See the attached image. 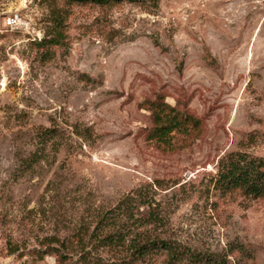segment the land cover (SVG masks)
I'll list each match as a JSON object with an SVG mask.
<instances>
[{"label":"rangeland","instance_id":"1","mask_svg":"<svg viewBox=\"0 0 264 264\" xmlns=\"http://www.w3.org/2000/svg\"><path fill=\"white\" fill-rule=\"evenodd\" d=\"M14 13L19 27L0 28V264H58L48 242L63 264H192L91 239L125 197L130 239L151 212L154 236L264 264V197L216 184L237 155L264 160V0H0Z\"/></svg>","mask_w":264,"mask_h":264},{"label":"trees","instance_id":"2","mask_svg":"<svg viewBox=\"0 0 264 264\" xmlns=\"http://www.w3.org/2000/svg\"><path fill=\"white\" fill-rule=\"evenodd\" d=\"M68 3L86 4L93 3L97 5H107L111 2L136 0H66ZM47 37V36H46ZM45 37V38H46ZM62 36L59 32L50 36L49 39H44V43L52 46H58L61 43ZM216 184L220 189L232 190L240 189L245 194L254 197H264V160L247 159L245 156L237 155L235 159L229 160L226 165H222L218 172ZM129 197L123 198L118 205L110 210L101 220V229L92 234L91 239H96V242L102 247H124L126 254L131 261L146 260L152 256L165 254L170 262L181 263L188 262L192 264H226L227 259L220 254H203L186 249L174 242L161 239L152 234L149 225H155L158 217L155 214L149 213L148 218L141 222L144 231L141 233V242L135 241V238H129L131 235L129 226L126 228L120 224V217L129 207ZM106 227L110 231L103 234ZM130 239V240H129ZM128 242V243H127ZM53 242H48V252L55 257L58 264H63L66 260L64 255L65 245L57 242V247L52 246ZM76 247L82 251L86 244L80 242ZM64 248V249H63ZM86 255H90L89 253ZM85 255V256H86ZM84 263L92 261L90 256L82 257Z\"/></svg>","mask_w":264,"mask_h":264},{"label":"built area","instance_id":"3","mask_svg":"<svg viewBox=\"0 0 264 264\" xmlns=\"http://www.w3.org/2000/svg\"><path fill=\"white\" fill-rule=\"evenodd\" d=\"M20 25V18L17 13L0 17V28L15 29Z\"/></svg>","mask_w":264,"mask_h":264}]
</instances>
